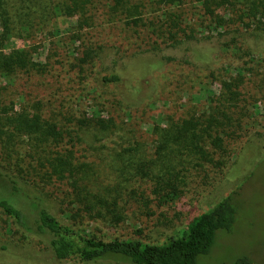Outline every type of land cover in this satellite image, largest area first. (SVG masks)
I'll return each mask as SVG.
<instances>
[{
	"label": "rangeland",
	"instance_id": "obj_1",
	"mask_svg": "<svg viewBox=\"0 0 264 264\" xmlns=\"http://www.w3.org/2000/svg\"><path fill=\"white\" fill-rule=\"evenodd\" d=\"M35 2L30 17L11 16L7 50H27L45 69L0 77V108L8 116L10 108L37 112L75 133L43 143L36 157L30 141L1 133L0 170L73 231L104 241L165 243L180 237L192 217L233 195L239 210L232 231L218 232L197 264L245 255L264 264V0H215L206 8L134 0L137 25L123 12L112 13L114 0H93L85 15L72 16L65 0ZM90 49L95 57L82 63ZM112 73L120 81L105 85L102 76ZM93 113L114 120L111 134L78 129ZM197 117L211 122L209 137L199 143L204 157L169 146L157 152L159 134L152 128L165 134L170 124ZM68 151L72 169L55 174L47 161ZM2 245L0 264H130L56 261L0 211Z\"/></svg>",
	"mask_w": 264,
	"mask_h": 264
},
{
	"label": "trees",
	"instance_id": "obj_2",
	"mask_svg": "<svg viewBox=\"0 0 264 264\" xmlns=\"http://www.w3.org/2000/svg\"><path fill=\"white\" fill-rule=\"evenodd\" d=\"M35 1L0 0V77H10L14 74H38L45 69L43 64L33 61L31 54L27 50L15 48L7 50V44L12 35L10 32L11 16H15L18 20L26 15L30 17L32 13L28 14V12H31L32 8L35 9ZM92 1L65 0L63 2L64 10L70 16L76 12L85 15L92 5ZM133 1L114 0V4L110 6V9L112 13L123 12L125 16L128 15L129 18H133V25H137L140 20L134 17L138 12L139 5ZM160 1L170 8L186 2L197 3L202 8H206L208 4L215 0ZM224 1L226 0H221L223 3ZM249 1L241 0L244 4ZM59 11H61V8H59ZM84 18L89 19V17ZM166 18L171 20L169 23L174 25L175 14L170 13ZM221 21L222 19L216 16L215 23L221 26ZM18 25L20 26L21 23H18ZM168 31L169 29H165L166 34L170 33ZM169 35L173 37L171 33ZM84 54L87 60L83 59L81 62L85 64H89L96 55L95 51L91 49ZM119 81L120 77L116 73L102 76V82L105 85ZM7 111L5 107L0 108V134L19 137L22 140L23 138L27 139L30 141L29 148L35 157L38 155L39 150L42 149L43 143L58 144L63 139L64 134L68 136L71 133H75L73 130H66L56 122L43 118L37 112L32 113L27 109H20V112H15L13 108H10L12 114L8 116L6 114ZM80 122L81 125L78 128L80 131L91 130L92 135L96 137L98 135L106 137L116 128V124L111 117L106 121V119L96 113H93L87 121ZM209 123L211 122H208V119L200 117L183 119L170 124L171 127L165 133L166 135L161 134L162 130L157 127L152 128L154 134H159L157 152L159 153V150L162 152L165 150L164 148L169 146L176 148V150L179 148L186 151L189 150L204 157L205 151L199 146V143L204 136L209 137L207 135ZM218 142L219 139L213 140L215 147L220 149ZM128 150L131 151L132 149ZM41 151L43 152L44 150ZM71 154L68 151L67 155H59L47 161L51 171L57 175H62L67 170H71L73 166ZM152 174L155 173L152 172ZM19 187V180H15L11 175L0 170V211L12 221V224L23 238L37 237L56 261L78 259L81 262L88 263L105 258H114L130 264H197L200 256L207 255L210 252L218 232L229 233L232 231L237 221L239 210L238 203L233 195H228L208 210L192 217L181 231V236L176 239H169L162 244L118 239L104 241L76 233L70 226L63 224L52 213L30 199ZM176 195L173 194V196L170 195L172 197H166L171 200L175 199ZM86 209L89 211L92 208L87 206ZM116 220H121V217L118 216ZM0 248L2 251L6 250L5 245ZM221 264H252V260L245 255L237 257L230 263Z\"/></svg>",
	"mask_w": 264,
	"mask_h": 264
}]
</instances>
